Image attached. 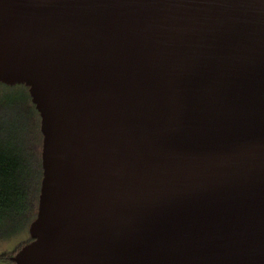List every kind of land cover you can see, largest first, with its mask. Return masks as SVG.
I'll use <instances>...</instances> for the list:
<instances>
[{"label":"water","instance_id":"95a60500","mask_svg":"<svg viewBox=\"0 0 264 264\" xmlns=\"http://www.w3.org/2000/svg\"><path fill=\"white\" fill-rule=\"evenodd\" d=\"M0 81L43 133L15 264H264V0H0Z\"/></svg>","mask_w":264,"mask_h":264},{"label":"trees","instance_id":"16d2710c","mask_svg":"<svg viewBox=\"0 0 264 264\" xmlns=\"http://www.w3.org/2000/svg\"><path fill=\"white\" fill-rule=\"evenodd\" d=\"M0 83L22 88L12 93V97L22 99L28 93V85L24 83ZM24 131L25 125L17 116L0 117V235L18 233L32 221L36 211L34 199L39 192L43 170L39 159L36 162L25 153L20 140Z\"/></svg>","mask_w":264,"mask_h":264},{"label":"rangeland","instance_id":"374dc122","mask_svg":"<svg viewBox=\"0 0 264 264\" xmlns=\"http://www.w3.org/2000/svg\"><path fill=\"white\" fill-rule=\"evenodd\" d=\"M20 89L22 88L18 85L8 87L0 83V117L10 118L11 115H15L22 120L25 125V131L23 132V136L20 140L24 145L25 153L32 160L35 159L36 162H38L39 159L43 170V133L41 131V115L32 100L29 86H27L28 93H26V97L24 96L20 99L11 96L12 93H16ZM40 188L34 199L36 211L33 219L36 217L38 212ZM32 221H30L27 226H25L18 233H14L12 235H0V264H14L11 256L32 239V235L30 233V224Z\"/></svg>","mask_w":264,"mask_h":264}]
</instances>
